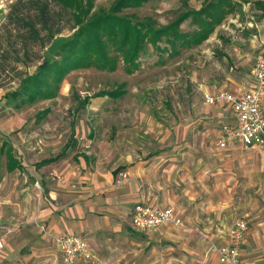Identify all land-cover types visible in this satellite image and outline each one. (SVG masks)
<instances>
[{
  "label": "crops",
  "instance_id": "1",
  "mask_svg": "<svg viewBox=\"0 0 264 264\" xmlns=\"http://www.w3.org/2000/svg\"><path fill=\"white\" fill-rule=\"evenodd\" d=\"M256 1L264 3L255 0L252 6L246 4L257 16L262 11L255 7ZM244 7L242 11H246ZM248 22L246 31L239 33L243 42L237 43L241 75L236 78L227 73L222 87L205 88L203 93L225 88L237 93L250 80L256 57L264 54V17ZM203 104L204 112L194 122L201 132L199 140L185 137L193 126H186L183 135L180 130L184 126H177V136L169 141L165 136L159 138L162 145L158 149L138 159L126 155L118 165H127L124 178L115 167L101 170L83 161L46 160L32 171L22 170L20 163L12 170V193H0V215L4 217L0 222L27 219L20 231L3 238L0 264H55L51 246L61 233L87 239L98 264H228L221 263L211 247L227 243V230L237 218H245L249 224L241 250L243 264H264V146L220 148L219 125L229 120V109L222 102ZM52 171H57L64 183L53 178ZM2 176L0 190L7 184L6 174ZM236 187L244 194L237 211L233 201ZM139 202L174 207L183 225L136 230L131 215ZM65 264L90 263L77 260Z\"/></svg>",
  "mask_w": 264,
  "mask_h": 264
},
{
  "label": "rangeland",
  "instance_id": "2",
  "mask_svg": "<svg viewBox=\"0 0 264 264\" xmlns=\"http://www.w3.org/2000/svg\"><path fill=\"white\" fill-rule=\"evenodd\" d=\"M93 1L92 11H95L108 9L115 0ZM237 1L246 11L229 15L199 45L168 54L148 43L146 52L139 55L138 67L132 72L124 69L120 57L114 70L94 66L76 68L65 74L54 97L17 106L7 100L6 94L19 88L26 75L42 66L54 37L74 35L78 26L66 27L56 34V29L67 23L62 15L57 23H50L48 30L39 28L38 39H31L13 14L18 7L16 16L29 15L28 1L0 0V180L3 173L7 181L0 193L10 194L14 187V181L10 182L14 173L8 170L3 153L9 146L22 164V170H37L46 160L56 163L69 159L101 170L115 167L123 172L127 165H118L126 155L134 154L138 159L147 151L158 149L162 145L158 139L175 138L177 126H184L180 130L182 135L186 126L188 129L193 126L185 137L190 141L199 140L201 132L194 122L204 112L203 89L222 87L221 80L227 73L236 78L241 75L237 66L240 52L237 43L243 40L238 37L246 31L248 21L256 20V15L248 11L246 4L249 2L252 6L255 0ZM201 3L202 0H144L140 6L126 8L123 13H134L138 18L150 16L163 25L179 11L198 9ZM191 28L188 23L181 26L184 31ZM253 55L251 52V60ZM244 72L247 75L249 68ZM122 83L124 93L116 99L108 95L92 96ZM241 181L238 177V182ZM241 189L236 187L233 194L235 206L244 195ZM255 201L258 204L259 197ZM25 219L21 221L20 230ZM43 229L42 225L40 230ZM55 238L51 246L56 255L55 264H65L57 251Z\"/></svg>",
  "mask_w": 264,
  "mask_h": 264
},
{
  "label": "trees",
  "instance_id": "3",
  "mask_svg": "<svg viewBox=\"0 0 264 264\" xmlns=\"http://www.w3.org/2000/svg\"><path fill=\"white\" fill-rule=\"evenodd\" d=\"M27 1L29 15L16 16L18 7L13 14L29 38L38 39L39 28L48 30L50 23H57L62 15H65L67 23L59 26L56 34L66 27L78 28L74 38L64 43L56 55L48 54L45 64L26 75L19 88L6 94L7 100L14 101L17 106L54 97L65 74L76 68L94 66L114 70L120 57L124 69L132 72L138 67L139 55L146 52L144 49L148 43L168 54H177L182 48L199 45L229 15L242 11L237 0H202L198 9L181 10L169 23L159 25L150 16L138 18L134 13H123L126 8L140 6L144 0H115L108 9L95 11H92L93 0ZM255 7L262 11L256 19L264 17V3L256 1ZM184 23L192 28L182 30ZM160 42L166 45L160 47ZM123 87V83L117 84L92 96L108 95L116 99L124 93ZM3 153L9 171L21 166L10 146Z\"/></svg>",
  "mask_w": 264,
  "mask_h": 264
},
{
  "label": "built area",
  "instance_id": "4",
  "mask_svg": "<svg viewBox=\"0 0 264 264\" xmlns=\"http://www.w3.org/2000/svg\"><path fill=\"white\" fill-rule=\"evenodd\" d=\"M250 75V80L237 93L226 89L203 93L206 104L222 102L230 112L229 120L219 125L217 145L220 148L235 144L264 146V54L256 57ZM119 175L124 178L127 172H120ZM51 176L64 183L57 171H52ZM131 224L138 231H151L166 224L180 227L183 220L170 205L139 202L132 210ZM20 228L21 222H0V247L5 236L20 231ZM247 231V221L237 218L227 230V243L212 246L221 263L243 264L241 250ZM55 243L60 258L65 263L85 260L90 264H98L87 239L80 235L61 233L56 236Z\"/></svg>",
  "mask_w": 264,
  "mask_h": 264
},
{
  "label": "water",
  "instance_id": "5",
  "mask_svg": "<svg viewBox=\"0 0 264 264\" xmlns=\"http://www.w3.org/2000/svg\"><path fill=\"white\" fill-rule=\"evenodd\" d=\"M74 38V35H57L52 39L50 42L49 46L47 47V51L51 55H56L60 47L64 44L67 43L68 41L72 40ZM45 64V62H43Z\"/></svg>",
  "mask_w": 264,
  "mask_h": 264
}]
</instances>
